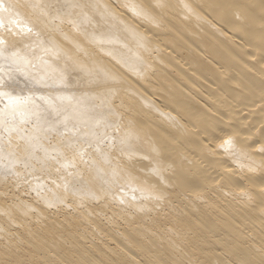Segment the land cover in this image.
Segmentation results:
<instances>
[{
  "label": "bare ground",
  "instance_id": "obj_1",
  "mask_svg": "<svg viewBox=\"0 0 264 264\" xmlns=\"http://www.w3.org/2000/svg\"><path fill=\"white\" fill-rule=\"evenodd\" d=\"M0 264H264V0H0Z\"/></svg>",
  "mask_w": 264,
  "mask_h": 264
}]
</instances>
